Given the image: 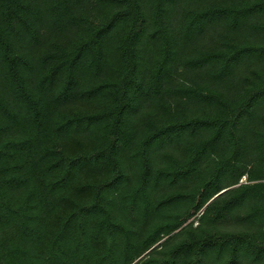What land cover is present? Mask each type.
Listing matches in <instances>:
<instances>
[{"label":"trees","instance_id":"16d2710c","mask_svg":"<svg viewBox=\"0 0 264 264\" xmlns=\"http://www.w3.org/2000/svg\"><path fill=\"white\" fill-rule=\"evenodd\" d=\"M0 264H264V0H0Z\"/></svg>","mask_w":264,"mask_h":264},{"label":"water","instance_id":"95a60500","mask_svg":"<svg viewBox=\"0 0 264 264\" xmlns=\"http://www.w3.org/2000/svg\"><path fill=\"white\" fill-rule=\"evenodd\" d=\"M225 190L221 191L219 194L223 193Z\"/></svg>","mask_w":264,"mask_h":264}]
</instances>
